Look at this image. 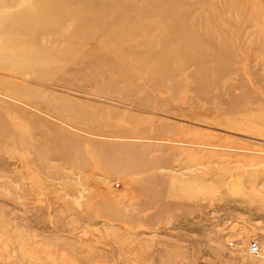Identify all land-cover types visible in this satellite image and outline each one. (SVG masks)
Here are the masks:
<instances>
[{"label": "rangeland", "instance_id": "rangeland-1", "mask_svg": "<svg viewBox=\"0 0 264 264\" xmlns=\"http://www.w3.org/2000/svg\"><path fill=\"white\" fill-rule=\"evenodd\" d=\"M0 264H264V0H0Z\"/></svg>", "mask_w": 264, "mask_h": 264}, {"label": "bare ground", "instance_id": "bare-ground-1", "mask_svg": "<svg viewBox=\"0 0 264 264\" xmlns=\"http://www.w3.org/2000/svg\"><path fill=\"white\" fill-rule=\"evenodd\" d=\"M114 8L115 7H111V6H109V8L108 7H106V12L109 14H113L114 12H115V10H114ZM102 16V15H101ZM88 18V22H87V25H93V24H96V22H98V20L97 19H95L94 17H87ZM104 18V17H103ZM31 22V21H30ZM103 21L101 20L100 21V23H102ZM111 23V22H110ZM110 23H108L109 24V26H107V24H106V28L107 29H113V30H115L116 31V33L115 34H119L121 31H122V29L121 30H116V29H119V28H117L116 27V24H118V23H113V24H111L110 25ZM31 24V30L32 29H37V27L39 26V23H38V25H36L37 23L36 22H31L30 23ZM44 27L45 26H42V28H40L41 30V33H43V34H46V30L44 29ZM112 31V30H111ZM112 33V32H111ZM191 33V32H190ZM111 47H113L112 49H114V45H112ZM194 53L195 52H193V51H191V54L192 55H194ZM200 59H206V56H204V57H199ZM159 63H160V65L161 66H157V69L154 71V75L155 76H157V75H159V74H161L162 72H165L166 71V65L168 64L167 62H169V60L168 59H166V58H159L158 60H157ZM160 77V76H159Z\"/></svg>", "mask_w": 264, "mask_h": 264}, {"label": "built area", "instance_id": "built-area-1", "mask_svg": "<svg viewBox=\"0 0 264 264\" xmlns=\"http://www.w3.org/2000/svg\"><path fill=\"white\" fill-rule=\"evenodd\" d=\"M247 248L250 253H255L257 250V246L254 243L249 244Z\"/></svg>", "mask_w": 264, "mask_h": 264}]
</instances>
